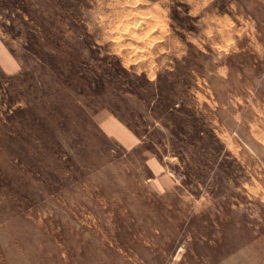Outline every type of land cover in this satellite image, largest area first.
Here are the masks:
<instances>
[{
    "label": "rangeland",
    "instance_id": "obj_1",
    "mask_svg": "<svg viewBox=\"0 0 264 264\" xmlns=\"http://www.w3.org/2000/svg\"><path fill=\"white\" fill-rule=\"evenodd\" d=\"M0 264H264V0H0Z\"/></svg>",
    "mask_w": 264,
    "mask_h": 264
}]
</instances>
